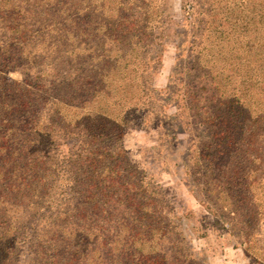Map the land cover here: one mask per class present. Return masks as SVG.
<instances>
[{"label": "trees", "instance_id": "16d2710c", "mask_svg": "<svg viewBox=\"0 0 264 264\" xmlns=\"http://www.w3.org/2000/svg\"><path fill=\"white\" fill-rule=\"evenodd\" d=\"M182 3L186 29L170 78L178 74L182 92L174 121L206 132L194 139L201 202L215 222L238 231L251 264H264V0ZM165 6L0 0L3 63L15 52L18 64L33 68L35 57L23 55L28 38L33 48L48 45L49 54L66 49L64 59L76 65L53 79L68 100L49 95L53 75L46 71L33 78L26 70L21 82L0 73V264H21L27 251L29 264H207L182 233L171 197L123 144L137 111L162 100L152 81L171 22ZM40 9H47L44 18H36ZM55 11L60 29L49 20ZM139 118L140 125L166 126ZM66 139L76 149L61 168L47 146ZM60 176L72 185L63 198L71 204L50 200Z\"/></svg>", "mask_w": 264, "mask_h": 264}, {"label": "rangeland", "instance_id": "374dc122", "mask_svg": "<svg viewBox=\"0 0 264 264\" xmlns=\"http://www.w3.org/2000/svg\"><path fill=\"white\" fill-rule=\"evenodd\" d=\"M182 2L183 0H166L165 15L171 22L170 25L166 26L168 27L167 36L164 42H161L162 50L158 52L161 62L160 68L152 81V88L157 92H161L162 100L156 104L155 109L151 110L147 107L144 113L137 111V114L133 117L135 122L129 124L125 130L124 148L131 161L136 165L138 164L146 172L149 179L156 182L171 197L176 213L182 217L180 222L181 231L193 252L198 254L199 258L203 257L207 264H251L244 255V247L241 246L242 239L238 231L223 224L220 220L215 222L214 217L206 208L205 202H201L203 196L200 187H198V175L195 173L197 169L194 167L193 160V157L196 156L194 139L197 141L204 140L206 132L197 125L179 129L176 127L177 121H174L180 111L176 108L178 105L176 100L178 99V103L182 104V101H180L182 92L178 90L181 86L174 83L178 74L174 76L173 80L171 79V82L170 78L178 62L176 58L180 54L177 46L182 41L181 36L184 35V29H186L182 23L184 14ZM46 10H38L36 18L40 16L44 18L45 13H47ZM60 16V12L55 11L53 18L49 19L56 21L59 29L64 24ZM22 23L28 27L32 24L31 18L23 19ZM39 37L38 43L41 44L43 36L40 35ZM27 40L28 46L24 48L23 55L30 53V58L35 57L33 68L18 64L14 52L11 64H5L0 59L1 77L5 80L21 82L26 70H30L29 73L33 75V78L43 75L42 71H46L53 75L52 79H48L46 83L48 89H50L49 95L57 98L65 96V99L68 100L66 88L63 94L61 88H56L58 82L53 80L56 76L61 80L63 75L59 73V70L69 71L71 67H76V65L64 59L69 56L67 50L60 48L58 49L60 53L49 54V51L45 50L48 45H36L33 48V42L28 38ZM0 45H4L3 42ZM57 57H60V59H57ZM181 59L183 60L184 57L182 56ZM166 89L169 90L168 93ZM170 92H174V94H170L169 98L168 94ZM48 101L54 102L55 100L50 98ZM48 109H53L50 104ZM142 116H146L147 120L155 124L166 122V126L148 127L146 124L140 125L136 120H139V117ZM164 116L166 119H164ZM57 144L58 146H56V142H52L47 147L52 150L50 156L57 159L61 168H63L65 165V163H62L64 162L63 158L68 156L69 150L75 151L76 143L73 140L66 139L58 141ZM60 177L62 179L54 184L56 187L51 191L50 200H55L56 204L62 202L71 204L70 200H63V198L69 199L71 197L69 190L72 185L67 178ZM30 259L29 252H25L21 258V264H29Z\"/></svg>", "mask_w": 264, "mask_h": 264}]
</instances>
